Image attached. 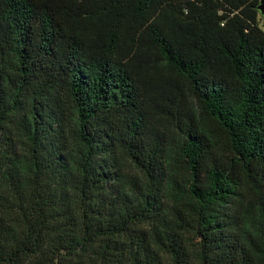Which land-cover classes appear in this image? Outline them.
Wrapping results in <instances>:
<instances>
[{
	"label": "trees",
	"instance_id": "16d2710c",
	"mask_svg": "<svg viewBox=\"0 0 264 264\" xmlns=\"http://www.w3.org/2000/svg\"><path fill=\"white\" fill-rule=\"evenodd\" d=\"M260 0H0V264H264Z\"/></svg>",
	"mask_w": 264,
	"mask_h": 264
},
{
	"label": "water",
	"instance_id": "95a60500",
	"mask_svg": "<svg viewBox=\"0 0 264 264\" xmlns=\"http://www.w3.org/2000/svg\"><path fill=\"white\" fill-rule=\"evenodd\" d=\"M257 7H258L261 15H264V0H260V3Z\"/></svg>",
	"mask_w": 264,
	"mask_h": 264
},
{
	"label": "rangeland",
	"instance_id": "374dc122",
	"mask_svg": "<svg viewBox=\"0 0 264 264\" xmlns=\"http://www.w3.org/2000/svg\"><path fill=\"white\" fill-rule=\"evenodd\" d=\"M259 25L264 30V15H261V19H260Z\"/></svg>",
	"mask_w": 264,
	"mask_h": 264
}]
</instances>
